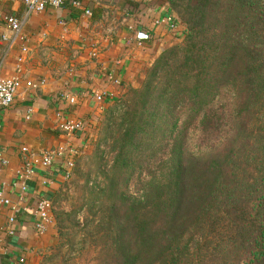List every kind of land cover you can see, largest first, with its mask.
<instances>
[{
  "label": "trees",
  "instance_id": "16d2710c",
  "mask_svg": "<svg viewBox=\"0 0 264 264\" xmlns=\"http://www.w3.org/2000/svg\"><path fill=\"white\" fill-rule=\"evenodd\" d=\"M167 2L180 42L109 111L112 164L81 208L122 264H194L219 227L262 263L264 0Z\"/></svg>",
  "mask_w": 264,
  "mask_h": 264
},
{
  "label": "crops",
  "instance_id": "0c3cea01",
  "mask_svg": "<svg viewBox=\"0 0 264 264\" xmlns=\"http://www.w3.org/2000/svg\"><path fill=\"white\" fill-rule=\"evenodd\" d=\"M78 1V7L65 3L25 17L19 0H0L1 16L25 18L23 40L11 47L9 41L1 40L11 33L0 23L1 78L18 76L22 81L12 106L0 108V161L7 162L0 185L4 184L16 207L0 215V264H18L19 258L33 263L35 251L48 241L53 224L44 236L38 235L34 206L41 197L51 201L62 179L58 158L48 170L32 175L21 198L13 183L22 167V149L40 155L70 144L79 152L87 145L86 138L92 137L100 111L128 89L139 88L146 70L180 41L179 27L173 33L153 24L165 15L162 11H168L167 0ZM137 31L146 33L149 40L139 44ZM23 46L26 53L21 51ZM26 82L35 87H26ZM91 92H109L112 100L98 104ZM64 121H82L84 133L66 137L58 128Z\"/></svg>",
  "mask_w": 264,
  "mask_h": 264
},
{
  "label": "rangeland",
  "instance_id": "374dc122",
  "mask_svg": "<svg viewBox=\"0 0 264 264\" xmlns=\"http://www.w3.org/2000/svg\"><path fill=\"white\" fill-rule=\"evenodd\" d=\"M123 97L113 102L108 109L100 111L101 113L96 118V128L92 137L86 138L87 145L80 148L70 177L61 179L60 185L56 187L55 194L51 197L53 219L50 228L51 234L48 241L35 251L36 256L32 264H122L120 255L115 250L112 241L105 240L101 232H96L97 215L90 221L91 217L84 211L85 208H81L80 198L84 195L82 187L86 175H90L88 186H102L103 178L97 167L99 165L100 169L106 172L112 164L114 153L110 149V142L104 144L103 140L107 134V127L113 125L109 118V111L119 104ZM262 112H264V108ZM260 115L264 116L262 113ZM262 119L263 117L259 118L260 136L264 135V132L260 130L264 126ZM67 214H71L72 224L67 220ZM57 219L64 221L61 224V230L58 229ZM86 219L91 224L89 222L85 226ZM207 232H209V228ZM217 233L208 238L209 241L203 251L193 255V258L195 257L194 264H256L252 254L237 253L234 245H231V242H226L228 235L220 227L217 229ZM142 264L158 263L145 258ZM259 264H264V262Z\"/></svg>",
  "mask_w": 264,
  "mask_h": 264
},
{
  "label": "built area",
  "instance_id": "2783aa9c",
  "mask_svg": "<svg viewBox=\"0 0 264 264\" xmlns=\"http://www.w3.org/2000/svg\"><path fill=\"white\" fill-rule=\"evenodd\" d=\"M25 9V17L31 14L44 13L49 9L61 8L65 3L71 7H78V0H19ZM168 3V2H167ZM169 7V4L166 5ZM87 16H90L89 12H85ZM165 14L162 18H157L153 22L156 27H166L170 32H178V20L177 17L170 11H162ZM25 18H14V17H3L0 15V23H2L5 28L11 33V36L7 38L6 36H1V40L9 41V46H13L16 41H22V29L24 26ZM135 39L139 44L147 42L149 36L142 31H137ZM21 51L23 53L27 52V49L23 46ZM21 64V58L18 59ZM3 60L0 59V71L2 68ZM22 84L21 78L18 76L11 78H1L0 75V108H9L14 103V99L17 90ZM25 86L28 88L35 87L31 82H26ZM90 96L98 104H103L105 101L112 100V94L109 92H91ZM72 103V101H71ZM59 130L66 137L70 138L75 134L84 133L85 123L82 121H64L60 123ZM22 167L16 172L15 182L13 186L18 189L19 196L22 198L25 196L27 191V183L33 174H36L37 170H48L54 161L58 158L62 160V179H68L71 175V171L74 167V162L79 152L73 149L72 146L67 144L65 147H58L53 150L45 151L40 153V155L29 153L26 148L22 149ZM7 162L5 160L0 161V174L6 167ZM4 184L0 185V215L6 210L16 209L12 204L8 195L6 194ZM35 210H34V230L38 235H43L46 233L48 228L52 224V203L48 198L38 199ZM12 217L8 219L9 223L13 222ZM18 264H25L24 258L18 259Z\"/></svg>",
  "mask_w": 264,
  "mask_h": 264
}]
</instances>
